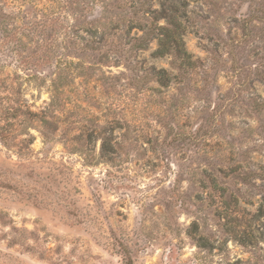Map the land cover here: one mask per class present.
Segmentation results:
<instances>
[{"label":"rangeland","instance_id":"rangeland-1","mask_svg":"<svg viewBox=\"0 0 264 264\" xmlns=\"http://www.w3.org/2000/svg\"><path fill=\"white\" fill-rule=\"evenodd\" d=\"M0 264H264V0H0Z\"/></svg>","mask_w":264,"mask_h":264},{"label":"trees","instance_id":"trees-1","mask_svg":"<svg viewBox=\"0 0 264 264\" xmlns=\"http://www.w3.org/2000/svg\"><path fill=\"white\" fill-rule=\"evenodd\" d=\"M141 28H142V25H141ZM146 29V28H145ZM148 35V33L146 32L145 33V35L144 36H141L140 37V41H142V42H144V41H146V40H150V37H148L147 36ZM171 35H164V37H163V39H160V46H161V48L162 49H160V51H159V53L160 54H164V52H169L168 50V47H169V41L168 40H166L167 38H169ZM136 39H139V38H136ZM167 50V51H166ZM181 51V50H180ZM182 52V51H181ZM183 58V60H185L186 58L187 59H189L190 57L188 56V57H182ZM130 262V261H129Z\"/></svg>","mask_w":264,"mask_h":264}]
</instances>
